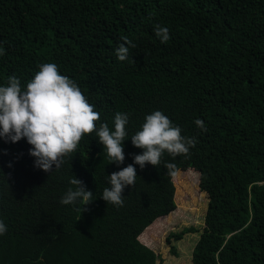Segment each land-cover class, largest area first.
<instances>
[{"label":"trees","instance_id":"trees-1","mask_svg":"<svg viewBox=\"0 0 264 264\" xmlns=\"http://www.w3.org/2000/svg\"><path fill=\"white\" fill-rule=\"evenodd\" d=\"M155 24L169 29L166 44ZM121 37L136 45L125 61ZM0 47V86L11 75L24 86L38 64L55 63L95 106L97 127L114 130L124 112L130 136L160 110L198 141L157 167L134 164L117 207L100 196L107 175L142 151L130 137L123 164L108 162L92 133L49 173L34 167L26 139L0 138V264H160L139 236L176 209L173 176L186 168L208 198L191 263L264 264V0H0ZM73 176L92 191L90 204L59 202ZM194 230L169 232V252Z\"/></svg>","mask_w":264,"mask_h":264},{"label":"clouds","instance_id":"clouds-1","mask_svg":"<svg viewBox=\"0 0 264 264\" xmlns=\"http://www.w3.org/2000/svg\"><path fill=\"white\" fill-rule=\"evenodd\" d=\"M155 36L166 44L170 39L169 29L155 24ZM123 43L116 48L120 61L129 58V49L136 45L127 37H121ZM4 54L0 47V55ZM100 114L95 106L88 102L77 82L59 71L55 63L44 62L37 65V70L21 86L20 79L11 75L6 86H0V138L13 143L21 138L31 145L29 154L35 157L34 167L45 172L59 169L65 157H72L85 135L96 134L108 162L117 165L125 160L123 141L130 137L134 147L141 149L132 154L133 163L107 175L108 185L100 196L106 203L117 207L123 206L125 186H133L136 181L137 164L141 169L146 164L153 167L161 165L162 157L167 153L171 157L187 156L190 148L198 142L195 136L182 135V130L160 110L146 114L142 124L129 136L126 126L129 122L127 113L116 112L113 118L114 130L107 123L99 124ZM202 131H206L204 122L194 121ZM54 166V167H53ZM166 169H173L171 162H164ZM69 187L60 199L61 204L88 205L93 199L92 191L83 186V182L74 176ZM7 231V225L0 220V235Z\"/></svg>","mask_w":264,"mask_h":264},{"label":"rangeland","instance_id":"rangeland-1","mask_svg":"<svg viewBox=\"0 0 264 264\" xmlns=\"http://www.w3.org/2000/svg\"><path fill=\"white\" fill-rule=\"evenodd\" d=\"M173 181L176 209L153 221L139 238L161 254L163 261L160 264H192L191 252L199 237L208 198L205 192L198 189V173L191 168L178 170ZM185 226L196 230L188 231L171 242L177 248V254L172 255L165 237L169 232L179 231Z\"/></svg>","mask_w":264,"mask_h":264}]
</instances>
